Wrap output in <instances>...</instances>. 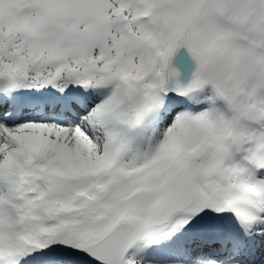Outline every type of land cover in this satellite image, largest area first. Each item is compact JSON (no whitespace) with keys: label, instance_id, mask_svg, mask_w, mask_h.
I'll list each match as a JSON object with an SVG mask.
<instances>
[{"label":"snow or ice","instance_id":"6c2138e0","mask_svg":"<svg viewBox=\"0 0 264 264\" xmlns=\"http://www.w3.org/2000/svg\"><path fill=\"white\" fill-rule=\"evenodd\" d=\"M0 264H264V0H0Z\"/></svg>","mask_w":264,"mask_h":264}]
</instances>
